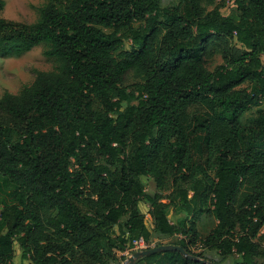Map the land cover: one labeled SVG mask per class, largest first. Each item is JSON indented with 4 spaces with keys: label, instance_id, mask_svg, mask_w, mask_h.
I'll return each mask as SVG.
<instances>
[{
    "label": "trees",
    "instance_id": "trees-1",
    "mask_svg": "<svg viewBox=\"0 0 264 264\" xmlns=\"http://www.w3.org/2000/svg\"><path fill=\"white\" fill-rule=\"evenodd\" d=\"M203 1L46 0L26 24L0 0V52L46 45L59 62L0 98V264L16 246L22 264H113L154 233L190 257L135 264H222L192 249L203 211L217 221L204 250L264 264V110L242 123L264 101V0Z\"/></svg>",
    "mask_w": 264,
    "mask_h": 264
},
{
    "label": "rangeland",
    "instance_id": "rangeland-1",
    "mask_svg": "<svg viewBox=\"0 0 264 264\" xmlns=\"http://www.w3.org/2000/svg\"><path fill=\"white\" fill-rule=\"evenodd\" d=\"M6 5L2 13V17L9 21L17 23L34 24L39 20V10L46 4V0H5ZM220 0H215V4H211L210 0H204L203 6L208 10H213ZM163 7L174 6L177 0H160ZM235 10L231 1L226 3V6L221 9V13L225 16L231 14ZM130 42H125L124 48L129 50ZM48 46L40 45L33 48L31 51L25 52L21 55L4 54L0 52V98L6 94L17 95L26 86H31L36 79V72H53L58 66L59 62L55 58L45 56ZM223 64L221 55H215L212 59L205 60V67L209 71H214L218 66ZM134 76L130 74L125 80L124 86L130 88L137 83ZM264 110V101L259 106H253L243 116L242 123L246 126L251 125V121L258 116V110ZM142 182L145 188L146 197H152L157 192L154 180L144 177ZM141 211L147 213L149 210L148 201L141 204ZM180 216H171L170 221L177 224ZM147 220L151 223L150 216ZM196 230L199 233V241L192 249L196 253H203L208 260L217 261L222 264H231L229 260L222 262L221 256L216 251L202 250L203 240L211 234L213 229L217 226V221L207 214L201 212L196 216ZM174 239L162 237L157 233L153 234L152 241L147 246V249L155 248L162 245H171ZM141 250H133V248H125L117 252V260L113 264H124L134 253ZM22 251L16 246L15 264H22Z\"/></svg>",
    "mask_w": 264,
    "mask_h": 264
},
{
    "label": "water",
    "instance_id": "water-1",
    "mask_svg": "<svg viewBox=\"0 0 264 264\" xmlns=\"http://www.w3.org/2000/svg\"><path fill=\"white\" fill-rule=\"evenodd\" d=\"M167 252H180L183 256L190 257L189 254L182 247L175 246V245H162V246H158L155 248L136 252L124 264H135V262L141 258H144L147 256H153V255L160 254V253H167ZM191 258H194L196 261H200L203 264H214V263H211V262H208L206 260H202L196 257H191Z\"/></svg>",
    "mask_w": 264,
    "mask_h": 264
},
{
    "label": "built area",
    "instance_id": "built-area-1",
    "mask_svg": "<svg viewBox=\"0 0 264 264\" xmlns=\"http://www.w3.org/2000/svg\"><path fill=\"white\" fill-rule=\"evenodd\" d=\"M147 216H149V215H147ZM147 246H148V244H146V242L143 239H140V240L135 241L133 243V250L143 251V250H146ZM201 249L204 250L203 245L201 246Z\"/></svg>",
    "mask_w": 264,
    "mask_h": 264
}]
</instances>
